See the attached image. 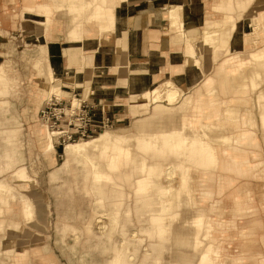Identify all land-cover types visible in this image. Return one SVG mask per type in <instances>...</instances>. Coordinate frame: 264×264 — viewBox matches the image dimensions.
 <instances>
[{
	"label": "bare ground",
	"instance_id": "6f19581e",
	"mask_svg": "<svg viewBox=\"0 0 264 264\" xmlns=\"http://www.w3.org/2000/svg\"><path fill=\"white\" fill-rule=\"evenodd\" d=\"M121 1L124 0H23L20 9H23L21 15L23 17H32V13L39 17L37 20L42 21L39 24L42 35L46 27L52 26L50 24L52 19L57 20V23L53 24L59 26V20L51 16L53 10L50 8L52 7L69 16L67 19L70 20L72 27L67 38L70 41H78L84 36L93 34L105 40L106 34L114 31L115 11ZM13 3L15 4V0ZM175 7H178V10L175 8L178 13L170 11L169 18H171L172 26L178 31L175 36L176 40L186 44L187 62L199 65L204 57V50L213 53V60H217L218 49L215 45V36H222L220 29L209 30L207 28L201 38L188 36L181 27L183 24L180 25L182 6L181 8L180 6ZM153 8L151 6V9ZM15 14L11 13L9 8L3 11L4 17L13 18ZM108 22L109 26L103 24ZM257 22L263 27V16H259ZM192 40H194V44H192ZM43 49L47 52L46 47ZM250 64H260L264 68L263 47L250 53L233 51L232 55L226 56L218 62L217 75L209 74L195 92H186L183 87L178 86L172 80H167L162 85L139 94L138 97L132 96V100L135 101L137 98H147V101L153 104L154 115L159 118L164 115L166 110L178 106L180 111L174 112L165 121H143L135 125L136 129L128 127L103 128L92 136L67 141L62 146L63 159L60 170L67 175L73 173L74 176H77L78 171L74 165L82 166L83 176L87 181L90 180L93 183L89 191L94 193L96 204L103 208L104 213L110 218L111 231L107 233L108 237L113 236L114 231L121 223V210L125 198L124 182H128L129 186L133 187L137 209L145 211L147 220L154 225L152 231H147L152 251L149 247H144L145 254H151L156 248L164 250L166 243L174 238L176 245L183 248L180 254L183 259H173L171 264H211L215 260L213 252L216 243L211 238L213 225L206 209L197 208L196 214L190 218L184 214L186 210L196 208L192 197L196 174L208 182L214 179V172L219 169L236 171L241 174L252 173L250 153L245 145L259 146L260 141L257 136L259 121H256V116L247 105H244L243 109H238L239 102L249 101L247 96L240 98L236 95L228 99H223L221 96V87H226L227 84L226 80H222V74L227 77L234 76L237 71L248 68ZM3 65H0L1 77L7 73V62ZM35 66L38 67L36 77L50 74V64L47 62H38ZM52 67L53 70H57L55 69L57 63ZM55 77L49 78L45 82L39 81L38 85L31 90L29 98L40 104L42 100L48 99L54 93L60 94L59 88L63 87L62 82ZM251 79V85L254 89L256 88L257 98L255 101L259 102L261 110L259 115L264 128L262 72L255 71L251 75ZM4 85L1 93L8 94L10 88L7 83ZM164 85L165 87L167 85L168 89L166 94L164 93L166 98L161 100ZM247 86L243 89V95L244 93L249 94L251 90ZM261 87L263 88L259 89ZM76 100L74 99V102ZM177 101L179 105H176ZM1 103L9 105L10 101L4 98L0 100ZM22 129L21 126L14 124L3 126L0 128V140L4 141L7 146L21 142ZM36 132L40 140L43 141L44 154L50 157L57 150L55 142L59 141L58 132L49 131L47 127L45 129L40 126H36ZM121 146H134V148L130 151L119 152L118 149ZM136 149L143 152L137 153ZM7 152L8 149H5L3 155H6L9 160H13L12 157L7 156ZM253 154L255 155L254 152ZM18 156L22 164L17 166L9 177L0 178V264H34L32 257H28L27 253L29 247L35 248L36 244L28 245L22 242L30 241L29 239L34 237V232L26 226L25 222L31 226L41 225L32 200L23 191L6 181V178H13V180L18 179L22 183H30L33 186L38 184L36 178L29 174L27 166L23 163L24 152L21 151ZM115 169L122 173V180L119 179L121 177L117 173L116 175L113 173ZM52 177L53 180L62 178L57 171L52 172ZM176 178H178L177 184L175 183ZM63 183L66 184L67 180ZM231 185V182L225 184L220 182L217 192H221ZM212 192L208 190L207 195L211 196ZM16 201H19L18 209L25 218L24 221L19 217L20 212L15 211L14 202ZM242 203L244 207L252 205V194L249 188L244 189ZM124 210L131 217L130 208L128 210L124 208ZM38 217H43L41 211H39ZM179 221L183 222V225L192 226L193 232L182 234L174 231L175 229L172 228ZM67 230L73 234V237H78L76 226L68 224L63 229H58L63 240ZM132 233L134 234L135 230L130 232V235ZM138 238L142 245L145 238ZM71 248L75 251L77 244L72 245ZM111 248L114 256L108 264H123L126 254L130 252L129 256L132 258L138 250V248L132 247L125 237L119 244ZM84 260L83 263L88 264L85 257ZM260 262L264 264V257Z\"/></svg>",
	"mask_w": 264,
	"mask_h": 264
},
{
	"label": "crops",
	"instance_id": "0c3cea01",
	"mask_svg": "<svg viewBox=\"0 0 264 264\" xmlns=\"http://www.w3.org/2000/svg\"><path fill=\"white\" fill-rule=\"evenodd\" d=\"M10 3L12 4L13 0ZM2 4L3 1L0 0V17L3 18L0 30L3 33H8L10 30L15 31V26L18 24L22 27L32 22L30 26L22 27L25 34L32 36L31 42H33L34 47L28 51L34 56L30 59L32 65L34 62L44 61L50 64V69H54L52 65L57 63V67H55V69L57 68L56 75L62 80L63 87L67 88L68 92L78 93L81 89L79 84L90 86L91 94L88 101L90 104H95L94 111L98 118L104 112L112 117L124 119L139 116L135 121V125L143 121H165L174 112L166 110L164 115L159 118V116L154 115V107L151 106L148 113H131L129 102L132 96L138 97L139 94L152 90L167 80H172L178 86L183 87L185 91H194L196 88L201 87L216 64L213 63L215 62L213 53L207 50H204V57L199 65L187 62L185 56L186 44L176 40L175 36L178 31L172 26L171 18H169L172 6H180V8L182 6V10L180 9L182 12V14L180 12V17H182L180 25L183 24L181 27L188 36L201 38L207 28L209 30L220 29V31L224 28L231 29L227 46L218 48V56L223 49L225 52V56L219 61L232 55L235 50L249 53L254 49H258L261 45H256L255 39L258 41L259 39L254 37L255 33L256 36L260 34V39L264 42V33L262 31L259 33L263 28L256 24L259 16L264 18V0H124L119 3L115 11L113 33L108 32L105 40L93 34L84 36L83 39L78 41H70L67 38L72 24L67 19L69 16H66L63 11L50 8V10H53L51 16L59 20V26L53 24L57 23V20L52 19L50 21L52 26L46 27L42 35L39 26L42 21L37 20L39 17L35 13H32V17L19 16L20 18L17 17L15 20L8 17L4 18L1 9ZM150 5L154 8L151 9ZM17 13L19 15V11ZM61 15L66 16L65 21L61 20ZM103 24L110 25L109 22ZM253 25L256 27L254 28ZM3 33H0V50L8 42V40L5 41L7 34ZM248 38H250L249 43L247 42ZM252 39H254L253 42ZM43 47L47 48V52L44 51ZM36 69L38 70V68ZM0 110L4 111L2 108ZM11 115L14 116L12 118L17 120L16 114ZM10 120L12 119L5 116L4 120H0V122L6 125ZM135 125L134 129L137 128ZM257 133L260 141L259 146L247 148L250 153L252 173L239 174L236 171L219 169L214 172V179L208 182L200 178L199 174H196L192 197L198 202L199 206L188 209L183 214L190 218L193 214H196L197 208L206 209L209 214L213 225L211 238L216 243L213 252L215 260L211 264H261L260 260L264 257V143L263 133L261 132L262 135L259 131ZM6 147L8 146L5 145L2 148ZM3 153L4 150L0 153V159L4 157L6 164L5 167L0 166V174L10 167L17 166L19 162L21 163V161L9 160ZM74 166L79 167L78 164ZM60 167L61 164H58L50 171V179L53 178V171L59 172L61 177L67 175L60 170ZM77 171L80 174L78 169ZM220 182L224 184L231 182L232 185L221 192H217ZM245 188H249L252 194L251 204L253 205L247 207H244L242 203ZM208 190L213 191L211 196L207 195ZM253 210L255 212L251 214ZM39 211L41 210L36 208L37 219L43 225L46 213L41 212L43 214L41 218L38 217ZM137 216L139 222L135 223H130L134 219L127 216L130 222L126 230L130 237H132L130 232L133 230L145 231L147 234V231L154 229L153 224L149 223V226H147L144 222H140L141 220L144 221L143 218H147V215L137 214ZM64 217L65 215H62L61 218ZM182 223L181 221L176 222L175 227L173 226L172 229L182 234L193 232L192 226L183 225ZM25 224L34 232V226L29 225L27 222ZM68 224H74L78 231V237H73L74 241L70 244L67 243L66 239L63 240L58 232V229H63ZM91 226L89 222L87 228L90 231H92ZM105 226L106 228L102 231V234L98 235L101 241L97 244H104V247L119 244L121 240L114 238V234L112 237L107 236V233L111 231V228H107L110 226V219L109 221L105 220ZM79 231L80 229L75 223L59 221L56 225L55 242L61 246L69 247L72 256L68 258L50 257L49 261L51 263L48 260L47 262L50 264H70L71 262L84 264L85 257L86 262L90 264H108L114 255L110 259L109 256L104 259L103 255L94 254V239H90L89 248H86L77 256L80 241ZM68 233L73 236L69 230H67L66 235ZM90 233L94 234L93 231ZM104 237L109 241L111 240L112 243L108 245L107 239L106 241L105 239L102 240ZM147 237L148 242H150V237L148 235ZM126 241L129 244H134H131L132 247L138 243L139 246H142L139 238L128 237ZM175 241L176 239H171L169 244L166 243L164 250L161 251L160 248H156L149 255L144 252L131 258L129 254H126L122 263L171 264L177 258L183 259L180 256L183 248L176 245ZM74 244H77L75 251L71 248ZM48 245V243H45L43 247L48 249ZM136 253H138V250ZM32 260L34 264H38L36 255L32 256Z\"/></svg>",
	"mask_w": 264,
	"mask_h": 264
},
{
	"label": "rangeland",
	"instance_id": "374dc122",
	"mask_svg": "<svg viewBox=\"0 0 264 264\" xmlns=\"http://www.w3.org/2000/svg\"><path fill=\"white\" fill-rule=\"evenodd\" d=\"M2 1H3V4L1 5V9L3 11L9 8V11L11 13H16L15 15H13L14 20L19 16L21 17L23 13V9H20V8H21L23 0H15V4L13 3L11 4L10 3L11 0H2ZM175 8L176 10H178V7L172 6V9L170 11L177 12ZM18 11H19V15L17 13ZM60 17H61V20L63 21L66 20V16L61 15ZM2 19L3 18L0 17V24L2 22ZM31 23L29 22L23 25L22 27H28L31 25ZM256 24L261 28V25L258 24V22ZM22 27L19 26L18 24L17 26H15V29H16L15 31L10 30V32L8 33H3V31L0 30V33L7 34L5 41L8 40L7 44H5L3 49L0 50V65H3V63L7 62V66H6L7 73H5L4 77H1L0 75V100L7 98L11 103L9 105L3 104V103L0 104V108L4 110V111L0 110V120H4L5 116L6 118L12 119L10 120V122H7L6 125L5 123L0 122V127H2V125L7 126V125L14 124L17 126H21L23 128L22 134H21V142H17V143L12 144L11 146L2 148L3 146H5L3 145L5 142L0 140V153L2 150L8 149L7 156L12 157L14 162H19L21 160L19 159L18 154L21 151H23L25 154V160L23 163H25V165L27 166L29 174L35 177L36 178V179L34 178L35 180L38 179L37 180L38 184L36 186L35 185L33 186V185H30V183L29 184L22 183L18 179L13 180V178H6V181H9L10 183H12L14 187L18 188L20 191H23L32 200V204L35 210L37 208V210H41V212L46 213V219H44V224L42 225V222L40 221L41 222L40 226H34L33 228L34 237L31 238L30 241H27V240L22 241L23 243L25 242L28 245L36 244L35 248L29 247L27 256L32 257L36 255V260L38 264H50L51 263L49 261L51 259L50 257L61 256L62 258H68L69 256H72V252L69 247L61 246L60 244H56L55 242L57 223L59 221H67V222L70 221L78 225L80 229L79 231L80 241H79L77 256L78 254L82 253L83 250H85L86 248H89L88 246H90V239H94L93 243H95V246L93 247L94 248L93 253L103 255L104 259H106V256H109V259H110L114 255L112 248L110 246L104 247L103 246L104 244H101V245L97 244V242L99 243L101 241L98 235L102 234V231L106 228L105 220L109 221L110 218L108 215L104 213L103 208H100L96 204L94 193L92 191L91 192L89 191L90 188H92L93 183L90 182V180L87 181L86 178L83 176L82 166L79 165V167L78 166L76 167L79 170L80 174L82 175L78 174V176H74V174L72 173L70 175H63V177L59 178L58 180H53L52 178L50 179V171L56 165L61 164V161L63 159L62 146L65 145L67 141L63 142L60 140V142L59 141L55 142L57 146V150L50 157H47L44 154L43 147H42L43 141L40 140V137L38 136L36 132V126H40L46 129V126H44L39 119V110L42 107V105L45 103L47 98L42 100L40 104H38L37 102L29 98V94L31 90L34 89L38 85L39 81L45 82L46 80H49V78H52V77L54 78L56 76V70L51 69V71H49L50 74L45 75L44 77L43 76L36 77V73H37L36 68L38 67L35 66L36 62H34L32 65V61L30 59L34 56L32 55L31 52L28 53V51L32 50V48L34 47L33 42H31L32 36L30 34H25L22 30ZM17 28L19 29L17 30ZM262 28L263 30H260L259 33H261V31L264 33V26ZM230 31H231L230 28H224V30H222L221 32L218 31L222 34V36L221 37H218V35L215 36L216 38L215 45L217 49L220 47L227 46V43L229 41L228 36L231 34ZM29 32H32V31H29ZM254 37L259 39V41L255 39L256 45L257 46L261 45L260 47L264 48V44H262L264 42L261 41L260 34L259 36L258 35L256 36V33H255ZM249 40L250 38L247 39L248 43L250 42ZM253 41L254 39H252V42ZM192 42L191 43L194 44V40H192ZM260 47H258V49ZM254 50H257V49H254ZM26 51L28 54L26 53ZM237 51L239 53H242L239 50ZM224 56H225V52L223 49L220 55L218 56V59L217 60L214 59L215 62L213 63H216V64L215 65L213 64L214 66L212 70L210 71L212 75H217L216 71H217L219 59H221ZM43 62L44 61H42V63ZM241 70L242 71H237L238 74L236 73L234 76H230V77L224 76L222 74L221 78L223 81L226 80L227 84H226V87H223V86L221 87V91H222L221 96L223 99H228L229 97L236 96V95L240 98L246 97V96L249 98L248 102H245V101L244 103L243 101L239 102V104H237L238 109L240 108L243 109L247 105L253 111L254 115L256 116V121L257 122L259 121L258 131L260 133L261 132L263 133V142H264V128L261 124V120H260L261 118L259 115V113L261 114V110L259 107V102L255 101L257 98L256 88L254 89L253 85H251L252 84L251 75L255 71L262 72L261 83L264 82V79H263L264 78V68L260 64H252V65L250 64L248 68L246 67L245 69H241ZM55 78H59V77H55ZM4 83H7V86L10 88V91L8 94L1 93L3 88L5 87ZM248 84L249 86H247ZM82 85L83 84H79V88H81L79 91L80 92L79 95H81L85 99L88 97L90 93V86L88 84H86V86H82ZM246 86L248 89H251L249 91L250 95L245 94V93L243 95V89L246 88ZM262 88L263 87L259 89H262ZM66 89L67 88L65 87H60L59 90L61 91V93L59 95L65 98L74 99L75 93L68 92ZM167 89H168L167 85L166 87L164 85L163 97L160 98L161 100H164L166 98L165 94H166ZM196 89L194 90V92L196 91ZM223 89H226V90L223 91ZM186 92H190V91H186ZM86 93L87 95L85 96ZM252 94L253 95L255 94L254 95L255 97ZM147 100H148L147 98L141 97V98H137V100L135 101V100H132V97H131L130 102H129V108H130L131 113H134V114H136L137 112L148 113L150 111L151 106H153V104H150ZM77 101L78 100H76V102ZM176 105H179L178 101L176 102ZM9 106L10 108L8 110ZM168 111L179 112L180 109L177 106V107H173L172 109H169ZM11 114H16L17 120L12 118L14 116H12ZM138 117L139 116L129 117L128 119L118 117L120 121L116 122L113 126L108 127V128L114 129L116 127H122V128L129 127L131 129L132 128L134 129L135 121ZM213 134H215V132H213ZM212 136H215V135H212ZM53 139L55 141L54 137ZM251 147H253V145H249V144L245 145V148H251ZM133 148L134 146H129V147L121 146L118 150L119 152H122V151L125 152V151L133 150ZM135 151H137V153H140V154L143 152L140 149H136ZM5 164H6V160L4 157H2L0 159V166L5 167ZM20 164H22V162L21 163L19 162L17 166H19ZM17 166L6 169L2 174H0V178H2L3 176L9 177L12 171ZM113 173L115 175L117 173L119 177H121L119 179L121 180L123 179V175L120 172V170L115 169L113 170ZM177 179L178 178H176L175 180L176 184L178 183ZM65 180H67L66 184L63 183ZM124 190H125L124 192L125 198H124V205L122 206V210H121L122 211L121 212V224L118 226L117 230L115 231L114 238H116L117 240H121L124 237L126 239L128 237L134 238V239L138 237H143L145 238V240L142 241V246H139L138 245L139 243L134 246L138 248V253H135L134 255H138L139 253L143 254L145 252L144 247H149V249L152 251L151 246L148 244L149 239L145 231H139L138 233L135 230V233L134 234L132 233L131 235L132 237H130L127 233L126 229L130 221L127 217L129 214L126 215V211L124 210V208H126V210L130 208L129 213L132 214L131 219L132 218L134 219L133 222H130V223L139 222L137 219L138 217L137 214L144 213L143 215L146 216L147 213L145 211L142 212L137 209L135 193H134L133 187L129 186L128 182H124ZM194 201L197 206L198 202L195 199ZM14 203H15L14 204L15 211L20 212L19 211L20 209H18L19 201H16ZM253 212L255 211L253 210L251 214ZM62 215H65V217L61 218ZM19 217L21 220L25 219L23 215L21 214V212L19 213ZM143 220L144 221L141 220L140 222H144L145 224H147V226H149V221L147 220V218H143ZM89 222L92 225L91 230L93 231L94 234H97V235L90 233L92 231L88 230L87 224ZM131 226L134 227L133 225ZM107 228L110 229V226ZM133 235H136V236H133ZM65 239L67 243L69 244L73 243L74 241V238L70 233L66 235ZM104 239L106 241L107 238L104 237L102 240ZM45 243L49 244L47 247L48 249H45V247H43ZM107 243L108 245H110L112 241L111 240L109 241L107 239ZM167 244H169V242ZM87 259L89 260L88 256H87ZM47 260L50 263H48ZM70 264H82V263L81 262L79 263L71 262Z\"/></svg>",
	"mask_w": 264,
	"mask_h": 264
},
{
	"label": "built area",
	"instance_id": "2783aa9c",
	"mask_svg": "<svg viewBox=\"0 0 264 264\" xmlns=\"http://www.w3.org/2000/svg\"><path fill=\"white\" fill-rule=\"evenodd\" d=\"M75 93L74 99L59 94L50 96L39 110V119L49 131H57L58 139L63 142L77 140L96 134L103 128L113 126L120 119L105 112L98 118L94 105L87 98ZM103 109V108H102Z\"/></svg>",
	"mask_w": 264,
	"mask_h": 264
}]
</instances>
